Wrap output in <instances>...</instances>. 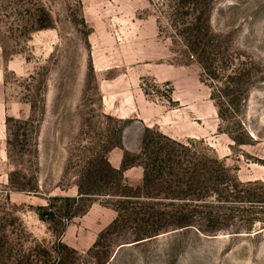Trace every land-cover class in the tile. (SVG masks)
Here are the masks:
<instances>
[{
    "label": "rangeland",
    "instance_id": "obj_1",
    "mask_svg": "<svg viewBox=\"0 0 264 264\" xmlns=\"http://www.w3.org/2000/svg\"><path fill=\"white\" fill-rule=\"evenodd\" d=\"M262 200L264 0H0V264H264Z\"/></svg>",
    "mask_w": 264,
    "mask_h": 264
},
{
    "label": "trees",
    "instance_id": "obj_2",
    "mask_svg": "<svg viewBox=\"0 0 264 264\" xmlns=\"http://www.w3.org/2000/svg\"><path fill=\"white\" fill-rule=\"evenodd\" d=\"M166 167H169V175L170 176H173V175L177 174V173H175L176 169H177V166L176 167L175 166H166ZM179 167H181V166H179ZM154 168L157 169V170H162L163 166H154ZM144 169H145V176H144V181H143L142 185L143 186H146V185L148 186V184L151 183L152 175L150 176L149 173H146V170H147L146 167H144ZM179 175H181V174H177L176 177H178ZM182 175H184V174H182ZM184 179H185V175H184V177L182 179L179 177L177 182L181 183V182L185 181ZM186 181L189 182L191 187L192 186L193 187H195V186L199 187V186L203 185L201 183V178H200L199 175L188 176L186 178ZM251 185H253V184L252 183L248 184V186H251ZM166 198L179 199L176 196H173V197L172 196H168ZM67 200H71L73 204H76V202L78 201V200L76 201L75 198H67ZM193 200L197 201V200H203V199L201 197H197V198H193ZM262 202H264V200H262ZM157 204H158L157 201H151V202H148L147 205H146V206H149V208L151 209V213H149V214L151 215V217L153 219H155V225L157 223H159L156 226L155 235L159 234L161 230L166 231L169 228H184V227H190V226L195 225L194 224L195 220H194V216H193L194 214L184 213L183 209H182L183 208V204H180V202L171 201L170 203H168L167 205L171 206L173 208L169 212L157 210L155 208V207H157ZM44 216L46 217L45 219H51L54 216V212L53 211L45 212ZM210 219L213 220V216H210ZM163 221H164V224L162 223ZM202 231H203L202 233H205V234L213 233V230H202Z\"/></svg>",
    "mask_w": 264,
    "mask_h": 264
}]
</instances>
